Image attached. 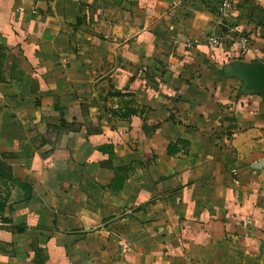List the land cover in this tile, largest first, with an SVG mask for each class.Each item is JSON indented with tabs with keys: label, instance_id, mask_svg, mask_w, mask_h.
Wrapping results in <instances>:
<instances>
[{
	"label": "crops",
	"instance_id": "1",
	"mask_svg": "<svg viewBox=\"0 0 264 264\" xmlns=\"http://www.w3.org/2000/svg\"><path fill=\"white\" fill-rule=\"evenodd\" d=\"M224 1L0 0V264H264V94L224 72L264 0Z\"/></svg>",
	"mask_w": 264,
	"mask_h": 264
},
{
	"label": "water",
	"instance_id": "2",
	"mask_svg": "<svg viewBox=\"0 0 264 264\" xmlns=\"http://www.w3.org/2000/svg\"><path fill=\"white\" fill-rule=\"evenodd\" d=\"M226 75L242 82L245 94H264V64L259 61L233 62L224 68Z\"/></svg>",
	"mask_w": 264,
	"mask_h": 264
},
{
	"label": "built area",
	"instance_id": "3",
	"mask_svg": "<svg viewBox=\"0 0 264 264\" xmlns=\"http://www.w3.org/2000/svg\"><path fill=\"white\" fill-rule=\"evenodd\" d=\"M230 1L229 0H225L223 2V5L221 7L222 11H227L230 8ZM228 40H232L231 38L227 37V36H223V35H217V34H209L204 36L203 41L206 42L207 46L210 48H219L223 43H225ZM188 46H192L191 44H189ZM238 46H239V50L242 54L247 53L248 51V40L246 39L245 36L241 37L238 41ZM195 264V263H193Z\"/></svg>",
	"mask_w": 264,
	"mask_h": 264
},
{
	"label": "trees",
	"instance_id": "4",
	"mask_svg": "<svg viewBox=\"0 0 264 264\" xmlns=\"http://www.w3.org/2000/svg\"><path fill=\"white\" fill-rule=\"evenodd\" d=\"M231 40H228V41H226L225 43H223L220 47H222L224 44H226L227 42H229V43H234L235 41H231ZM208 47V46H207ZM219 47V48H220ZM239 47V46H238ZM208 49H210L211 51H215V50H217V48H215V49H213V48H210V47H208ZM133 113H136L135 111H131V114H133ZM2 209H4V206L3 205H1L0 204V210H2Z\"/></svg>",
	"mask_w": 264,
	"mask_h": 264
},
{
	"label": "rangeland",
	"instance_id": "5",
	"mask_svg": "<svg viewBox=\"0 0 264 264\" xmlns=\"http://www.w3.org/2000/svg\"><path fill=\"white\" fill-rule=\"evenodd\" d=\"M188 47V46H187Z\"/></svg>",
	"mask_w": 264,
	"mask_h": 264
}]
</instances>
